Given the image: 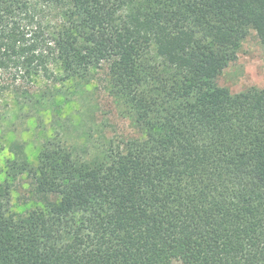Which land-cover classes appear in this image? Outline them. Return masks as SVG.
<instances>
[{
  "label": "trees",
  "instance_id": "obj_1",
  "mask_svg": "<svg viewBox=\"0 0 264 264\" xmlns=\"http://www.w3.org/2000/svg\"><path fill=\"white\" fill-rule=\"evenodd\" d=\"M251 31L264 0H0V104L55 127L0 169V264H264V87L218 83ZM101 69L135 136L65 110Z\"/></svg>",
  "mask_w": 264,
  "mask_h": 264
},
{
  "label": "rangeland",
  "instance_id": "obj_2",
  "mask_svg": "<svg viewBox=\"0 0 264 264\" xmlns=\"http://www.w3.org/2000/svg\"><path fill=\"white\" fill-rule=\"evenodd\" d=\"M218 83L229 88L233 93L253 86L264 87V44L255 31L249 33L239 52L238 59L221 73ZM7 98L10 111L0 104L1 170L6 168L7 158L13 155L11 144L14 141L25 142L30 157L36 159L41 143L55 128L51 126L50 119H46L48 129H45L37 115L29 111L25 113L14 111L13 101L9 96ZM64 106L67 112L74 113V117L77 118L82 114L83 118L89 122L93 135L91 141L104 142L110 138L120 141L136 135V130L128 119L120 115L116 103L107 91V76L103 69L96 72L84 96L76 97L75 100ZM76 135L75 133L73 139L80 143L84 137ZM3 178V174H0V182ZM29 196V184L27 179L22 177L15 182L14 207L22 211L32 205Z\"/></svg>",
  "mask_w": 264,
  "mask_h": 264
}]
</instances>
